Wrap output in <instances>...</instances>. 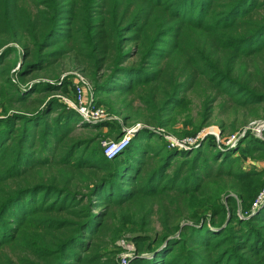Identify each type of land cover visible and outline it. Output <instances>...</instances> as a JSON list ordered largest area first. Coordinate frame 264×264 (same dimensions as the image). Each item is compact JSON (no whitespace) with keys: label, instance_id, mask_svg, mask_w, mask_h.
Returning <instances> with one entry per match:
<instances>
[{"label":"trees","instance_id":"16d2710c","mask_svg":"<svg viewBox=\"0 0 264 264\" xmlns=\"http://www.w3.org/2000/svg\"><path fill=\"white\" fill-rule=\"evenodd\" d=\"M74 73L110 120L62 100ZM189 93L202 118L182 138L221 95L264 120V0H0V264H119L128 235L130 264H264V169L241 158L264 154V121L234 145L174 147ZM130 125L114 160L101 133L74 136Z\"/></svg>","mask_w":264,"mask_h":264},{"label":"rangeland","instance_id":"374dc122","mask_svg":"<svg viewBox=\"0 0 264 264\" xmlns=\"http://www.w3.org/2000/svg\"><path fill=\"white\" fill-rule=\"evenodd\" d=\"M189 97L192 99L193 102L191 103V105L188 106V108L184 109L183 111H181L179 115H177L175 125L173 126V131H176V134L179 137L177 139H180V140L185 139L184 137L183 138L180 137V135L185 130H192L194 125L198 126L202 118L201 102L204 99V97L200 93H194V94L189 93ZM87 98H88V101L91 103L92 107H95L96 109H101L105 113H109L107 110L108 109L107 106L105 104L98 105L99 104L98 101L94 100V97H92V94L89 93V91L87 94ZM109 98H111L117 106H120V104L116 102L118 100L116 95H112ZM132 98L133 96L130 99ZM227 101H228V97L226 95H221L219 99L217 100V102L213 104V110L210 114L211 121L208 125H206L204 128H202V130L199 131L200 132L199 135L203 137L213 135L216 137L217 141H221L225 143V145H228V141L230 139H233L234 137L237 138L240 135L241 131H243V129L249 126L251 123L264 121L260 119H254V118L250 119L249 118L250 115L247 112H241V113L235 114L232 110L230 111L228 109L222 108L221 103H224ZM133 106L135 108L139 107L140 106L139 101H135L133 103ZM262 114H264V112ZM119 120H121V118H119ZM221 123L225 124L224 136H221V130H222L220 127ZM234 125L237 128L236 131L233 130ZM129 127L131 128L132 125H130ZM261 128L262 126H259L257 124V125H253L251 130H252V133L257 138L264 139L262 130L260 133L258 131ZM98 133H101L102 135H104V141L102 142V147H103L104 142L116 140L117 138L116 135L118 132L111 134L109 133L108 129H103L101 132H99L95 128H90V129L76 128L74 132V136L76 138L95 137ZM241 158L243 159V162L246 163L245 165L248 168H251L252 166H254L258 168L259 170L264 169V154L261 155L260 159L257 158L256 160H253L250 157L244 158V156H242ZM156 227L158 228L159 226L156 224ZM129 237L130 236L128 235L122 241L129 242Z\"/></svg>","mask_w":264,"mask_h":264},{"label":"built area","instance_id":"2783aa9c","mask_svg":"<svg viewBox=\"0 0 264 264\" xmlns=\"http://www.w3.org/2000/svg\"><path fill=\"white\" fill-rule=\"evenodd\" d=\"M74 81H75V98H62V100L72 109L77 111L83 118V120L87 123H99L105 120H110L111 117L108 113H105L101 109H96L92 107L91 103L88 101L87 94H92V84L89 79L81 75L80 73H74ZM93 97V94H92ZM262 126L259 129V133L264 131V123L258 124ZM140 128V125L132 128H124L123 135L113 141L104 142L103 143V150L104 155L108 160H114L117 158L121 153L127 149L130 145L136 131ZM160 132H164L163 130H159ZM203 137L198 135L196 138H185L183 140L177 139L173 136H167V140L171 143L174 147H180L184 149H189L190 147H194L197 145L198 140ZM237 142V138L230 139L228 141V145H234ZM264 200V193L260 196L258 202H262ZM258 204H255L257 206ZM119 246L123 248L124 252L121 255L120 263L119 264H130L131 259L134 257L135 254V246L131 242L122 241L119 243Z\"/></svg>","mask_w":264,"mask_h":264},{"label":"water","instance_id":"95a60500","mask_svg":"<svg viewBox=\"0 0 264 264\" xmlns=\"http://www.w3.org/2000/svg\"><path fill=\"white\" fill-rule=\"evenodd\" d=\"M138 131H139V129L136 131L135 135L138 133ZM123 134H124V133H122V135H123ZM135 135H134V136H135Z\"/></svg>","mask_w":264,"mask_h":264}]
</instances>
